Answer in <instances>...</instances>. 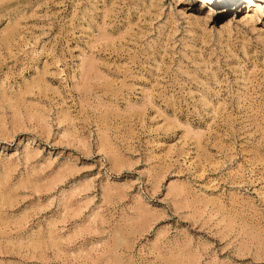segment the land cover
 Listing matches in <instances>:
<instances>
[{
	"label": "rangeland",
	"instance_id": "rangeland-1",
	"mask_svg": "<svg viewBox=\"0 0 264 264\" xmlns=\"http://www.w3.org/2000/svg\"><path fill=\"white\" fill-rule=\"evenodd\" d=\"M254 2L0 0V264H264Z\"/></svg>",
	"mask_w": 264,
	"mask_h": 264
},
{
	"label": "bare ground",
	"instance_id": "bare-ground-1",
	"mask_svg": "<svg viewBox=\"0 0 264 264\" xmlns=\"http://www.w3.org/2000/svg\"><path fill=\"white\" fill-rule=\"evenodd\" d=\"M248 1H250V2H252V3H253V1H258V2H254V4H255V5H258L259 8H262V5H261L262 2H260V0H248ZM262 1L264 2V0H262ZM250 16H251V15H250Z\"/></svg>",
	"mask_w": 264,
	"mask_h": 264
}]
</instances>
